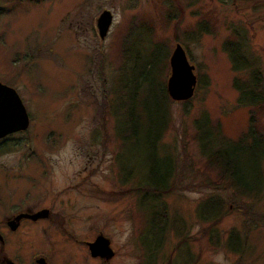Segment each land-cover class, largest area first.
<instances>
[{
  "label": "rangeland",
  "instance_id": "obj_1",
  "mask_svg": "<svg viewBox=\"0 0 264 264\" xmlns=\"http://www.w3.org/2000/svg\"><path fill=\"white\" fill-rule=\"evenodd\" d=\"M104 9L112 20L100 38ZM203 19L212 28L195 38ZM233 28L264 74V0H0V82L17 91L29 115L28 127L0 146V228L19 210H48L16 235L8 231L0 258L17 261L19 253L29 262L42 251L51 264H103L82 242L101 231L114 249L104 264H264V190L255 197L235 193L195 139L196 126L211 129L208 118L219 122L224 138L256 121L232 85L246 71H234L222 49ZM175 43L194 65L197 83L188 106L171 100L159 144L177 171L171 190L154 203L164 210L155 214L161 232L150 225L136 186L152 167L161 174L165 165L154 166L141 144L120 146L115 108L135 63L143 70L155 59L166 85ZM257 122L264 127V110ZM259 168L264 178V156ZM210 196L223 212L215 225L197 212ZM232 228L246 237L240 257L224 246Z\"/></svg>",
  "mask_w": 264,
  "mask_h": 264
},
{
  "label": "trees",
  "instance_id": "obj_2",
  "mask_svg": "<svg viewBox=\"0 0 264 264\" xmlns=\"http://www.w3.org/2000/svg\"><path fill=\"white\" fill-rule=\"evenodd\" d=\"M207 22L203 19L195 25V38L212 28ZM222 49L227 53L231 68L234 71H246L243 77L235 76L232 85L238 93V104L250 106L252 108L251 117L256 116V121H252L251 126L253 127L241 132L236 138H224L219 122H211L207 116V122L211 129L205 131L196 126L195 119V139L198 141L203 154L206 155L207 163L218 169L221 179H224L228 186L235 188V193L255 197L262 194L264 190L263 171L262 168H259L260 161L264 156L262 152L264 127L260 125V122H257L259 113L264 110V74L257 65V59L248 52L245 38L240 35L236 28H233L231 34L223 40ZM157 65L158 62L151 59L146 61L143 70H137L136 63L131 66L132 74L123 83L126 90L124 95L119 96L115 108V132L120 146L127 143L134 146L141 144L150 152L148 158L154 166L157 164L165 165L161 174L152 165L149 173L138 180V186H136V190L142 193L140 195L141 204L150 210V225L153 228H160V231L163 232V228L155 220V214L164 212V210L158 208L159 205L154 203L161 201V197L171 190L174 184L173 178L177 171L174 156L163 153L159 148L160 140L170 125L169 104L172 99L167 94L164 80L157 77ZM198 82L203 84L206 80L202 76ZM146 83L148 84L147 90L143 87V84ZM150 101L154 103L152 105L154 112H152V106L149 105ZM190 102L191 98L182 101L185 107ZM212 135L216 137H211ZM160 153L163 154L160 155ZM166 154L167 156H164ZM251 167L255 168L250 172L252 176L249 175L248 177L247 172ZM244 170L246 177H243ZM129 175L128 173L125 177ZM198 208L200 220L211 221L212 225L216 224L221 213H223L221 203L215 196L206 198L199 204ZM218 239L219 237L216 236V240ZM246 242L245 234L232 228L227 235L224 246L228 251L240 257L247 245Z\"/></svg>",
  "mask_w": 264,
  "mask_h": 264
},
{
  "label": "water",
  "instance_id": "obj_3",
  "mask_svg": "<svg viewBox=\"0 0 264 264\" xmlns=\"http://www.w3.org/2000/svg\"><path fill=\"white\" fill-rule=\"evenodd\" d=\"M112 20V13L104 9L97 20L98 34L104 38ZM170 74L166 81V91L168 96L174 101H185L192 97L197 83L194 73V65L186 56V52L180 43L175 46L169 56ZM29 124V115L17 93V91L0 82V138L10 133L25 130ZM47 208L40 209L32 214H21L32 219L46 216ZM88 250L91 256L110 258L114 251L108 246V239L104 236L97 237L88 243ZM12 264V263H9Z\"/></svg>",
  "mask_w": 264,
  "mask_h": 264
},
{
  "label": "flooded vegetation",
  "instance_id": "obj_4",
  "mask_svg": "<svg viewBox=\"0 0 264 264\" xmlns=\"http://www.w3.org/2000/svg\"><path fill=\"white\" fill-rule=\"evenodd\" d=\"M6 138H7V136L0 138V146L4 143ZM40 209H42V208H40ZM36 211H38V209L34 210V211L33 210H19L18 212L12 214L9 218L5 219V221L2 222V227L0 228V250L3 249L4 244H6L8 238H9V237H7L8 231L12 235L13 234L16 235L17 233H15V232L18 231V229L20 228L21 225L24 224V225L31 226V224H34L37 222V220H39V219L34 220V219H32L28 216H25V215H22V216H19V215H21V214H32ZM99 236H104L105 238H107L110 248L114 251V249L111 245V238L107 235H104L101 231H99L98 233H95V235L91 238H87V239L82 240V242L84 244H86L87 250H88V243L94 241ZM88 253H89V250H88ZM89 255H90V253H89ZM93 258H95V257H93ZM96 258H98V260H100L104 264L105 262H107L112 257L106 258V257L97 256ZM16 260L17 261H14L10 258H3V259L0 258V264H9V263H12V264H51L49 255L45 252H42V251H36L35 253H32L31 255H29V262L27 260H25V258L19 253H18V256L16 257Z\"/></svg>",
  "mask_w": 264,
  "mask_h": 264
}]
</instances>
